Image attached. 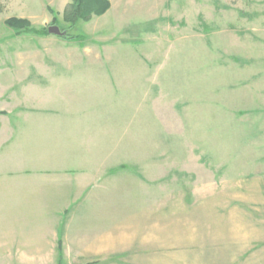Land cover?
<instances>
[{
  "label": "rangeland",
  "instance_id": "374dc122",
  "mask_svg": "<svg viewBox=\"0 0 264 264\" xmlns=\"http://www.w3.org/2000/svg\"><path fill=\"white\" fill-rule=\"evenodd\" d=\"M108 1L0 0V264H264V0Z\"/></svg>",
  "mask_w": 264,
  "mask_h": 264
},
{
  "label": "trees",
  "instance_id": "16d2710c",
  "mask_svg": "<svg viewBox=\"0 0 264 264\" xmlns=\"http://www.w3.org/2000/svg\"><path fill=\"white\" fill-rule=\"evenodd\" d=\"M110 8V3L108 0H72V2L66 7L63 19L66 23L70 25V27H74L78 22L84 21L89 22L93 16H102L105 14ZM54 24H58L57 19L55 18ZM6 25L12 28L14 31L19 34L22 33H34L40 36H49V29L44 28L42 30H35L30 21L26 19H18L11 18L6 21ZM65 33L64 39L70 40L73 42H81L85 41L84 36H71L67 33V30L62 29ZM63 243L62 239L59 238L58 241V264H64L63 260Z\"/></svg>",
  "mask_w": 264,
  "mask_h": 264
},
{
  "label": "water",
  "instance_id": "95a60500",
  "mask_svg": "<svg viewBox=\"0 0 264 264\" xmlns=\"http://www.w3.org/2000/svg\"><path fill=\"white\" fill-rule=\"evenodd\" d=\"M49 33L50 34H56V35H61L62 34L60 28L59 27H56V26L50 27L49 28Z\"/></svg>",
  "mask_w": 264,
  "mask_h": 264
}]
</instances>
